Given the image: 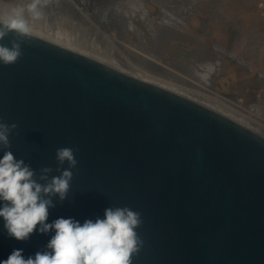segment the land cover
<instances>
[{"label":"water","instance_id":"1","mask_svg":"<svg viewBox=\"0 0 264 264\" xmlns=\"http://www.w3.org/2000/svg\"><path fill=\"white\" fill-rule=\"evenodd\" d=\"M14 64L0 63V121L17 128L10 150L36 171L74 150L65 201L47 223L104 218L107 208L140 213L143 241L132 264H264V133L174 89L31 32ZM5 149L0 148V158ZM43 183V182H41ZM3 202H0L2 206ZM0 217V261L25 259L54 230L25 241Z\"/></svg>","mask_w":264,"mask_h":264},{"label":"rangeland","instance_id":"2","mask_svg":"<svg viewBox=\"0 0 264 264\" xmlns=\"http://www.w3.org/2000/svg\"><path fill=\"white\" fill-rule=\"evenodd\" d=\"M20 1V4L32 2ZM58 1L62 0H55L54 4L61 5L59 8L54 7L53 0H40L42 21L52 11H58L61 20L57 22L62 26L75 22L82 26V33L87 29L98 31L101 43L111 41L115 46L116 58L134 59L136 64H130L134 70L146 69V74L153 73L154 78L164 74L160 75L162 79L166 78L163 67L170 72L175 70L176 74L183 76L178 82L182 81L187 88H192L191 81L208 92L217 93L231 105L250 112L257 120L256 125L258 122L257 127H263L257 129L264 133V0L183 1L190 4V8H202L199 17H195L196 10L180 13L179 0H143V3L142 0H87L88 3L84 4L87 7L82 0H63L64 4ZM196 1H200L199 4ZM217 7L221 10L214 14ZM152 59L154 63L150 62ZM156 61L160 64L158 68L162 67L161 71L154 66ZM139 62L145 66L143 69ZM170 72L166 75L170 76ZM169 76L166 79L169 80ZM184 78L189 82L185 83ZM253 126L256 127L255 123Z\"/></svg>","mask_w":264,"mask_h":264},{"label":"clouds","instance_id":"3","mask_svg":"<svg viewBox=\"0 0 264 264\" xmlns=\"http://www.w3.org/2000/svg\"><path fill=\"white\" fill-rule=\"evenodd\" d=\"M40 0H32L27 11L33 18L42 15ZM25 9L17 8L6 18H0V41L10 32L27 36L31 28L24 16ZM21 43L11 42V47L0 43V63L10 65L21 57ZM17 128L15 123L0 121V148L5 149L0 158V217L10 237L25 241L37 230L54 235L46 250L38 251L27 259L22 250L14 249L0 264H132V257L142 247L136 229L142 223L140 213L128 208H107L104 218L95 221L87 219L83 224L72 218H58L47 223L49 209L54 208L53 197L65 201L73 177L71 169L77 166L74 150L70 147L58 148V165L68 164V168L56 171L61 174L51 176V167H42L37 179L36 171L23 159L17 160L10 150V133ZM43 182V183H41Z\"/></svg>","mask_w":264,"mask_h":264},{"label":"bare ground","instance_id":"4","mask_svg":"<svg viewBox=\"0 0 264 264\" xmlns=\"http://www.w3.org/2000/svg\"><path fill=\"white\" fill-rule=\"evenodd\" d=\"M28 1V0H27ZM63 1V0H62ZM60 1V3L62 2ZM84 1V2H82ZM80 0V2H82V4H86L88 3V1L86 0ZM90 1V0H89ZM153 2V0H151ZM167 1V0H166ZM181 1L180 5L178 4L177 7H179L180 10H178L180 13L181 11H188V10H196L194 11L195 13L197 12L198 14L195 15V17H199V14H200V10L202 8H198V6L196 8H190V4H185V2H187L186 0H179ZM185 1V2H183ZM20 0H0V18H6L11 12L13 9H17V8H24L25 9V12H24V16H25V19L27 20L30 28H31V32L35 33V34H38V35H41L45 38H48V39H51V40H54L60 44H63L69 48H72V49H76L78 51H82V52H85L87 54H90V55H93L95 57H98L104 61H106L107 63H110L116 67H119L125 71H128L132 74H135L137 76H140L141 78H144L146 80H149V81H153V82H156L158 84H161V85H164L166 87H169L171 89H174L178 92H181L185 95H188L194 99H197V100H200L202 102H205L231 116H233L234 118L248 124L249 126H253L254 123H255V128H259L257 127L258 126V122H257V125H256V119L255 117H253L250 112L248 111H245V110H242L240 108H238L237 106H234V105H231L230 102H228L226 99H224L223 97H220L219 95H217V93H212V91L208 92V90H205L203 88V86L201 87V85H197L195 83H191L189 82V80L187 78H184V82L187 83L189 82V84L192 86L187 88V86L185 85H182L181 82L182 81H179L178 82V79L180 78H183V76H179V74L181 75V73H178L176 74L175 70L173 72H170L168 71L166 68H162L160 67V69L158 68L160 64H157L158 61H156V65L154 66H157V70L159 69V71H161V68L164 69L163 71H166L164 72L165 73V77L167 78V76L169 75H166L168 74L167 72H170L171 75L168 77L170 78L169 80L164 78L162 79L161 76L164 74H160L159 76H156L153 75V73L150 75L148 73L146 74L147 71L145 70H141V68H138L140 70H137L135 69L134 70V66L132 67L130 64L132 65H135L136 62L132 60H129L127 61V57L126 58H123L124 60L120 59L119 57L116 58L115 55L117 54L115 51H114V48L115 46L113 45V43L110 41L108 42L107 44H103L101 43L100 39L98 37H101L99 32L98 31H93V30H86L85 32L82 33V26L81 25H76L75 22L70 24V25H61L60 23H58L57 21L61 20L60 19V15H57V12L58 11H55L51 14H49V16H47L45 20H41L40 18L39 19H36V18H33L32 15L30 14L29 16V12L27 11V8L26 6L28 4H30L31 2H27V3H21L20 4ZM69 2V1H68ZM75 2V0H74ZM86 2V3H85ZM91 2V1H90ZM130 2V1H129ZM164 2V1H163ZM200 1H196L195 3H198L199 4ZM55 3V0H53V4ZM59 3V1H58ZM59 3V4H60ZM134 3V2H133ZM142 3H143V0H142ZM159 3V2H158ZM52 4V3H51ZM56 4V3H55ZM54 4V7H57L59 8L61 5L59 6H55ZM62 4V3H61ZM63 4H64V1H63ZM65 4H66V1H65ZM74 4V3H73ZM145 4V3H144ZM182 4V5H181ZM194 4V3H193ZM213 4V3H212ZM70 5V4H69ZM89 5V4H88ZM149 5V4H148ZM156 5V4H155ZM189 5V6H188ZM196 5V4H195ZM152 6V5H151ZM84 7H87L84 5ZM154 7V6H153ZM89 8V6H88ZM169 8V7H168ZM218 8V7H217ZM167 9V8H166ZM214 9V8H213ZM137 10V9H136ZM211 9H209L210 11ZM221 10V9H220ZM219 8L215 11V9L212 11V13L214 12V14L216 13H219ZM161 11V10H160ZM208 10L206 12H209ZM223 11V10H222ZM237 11V10H236ZM244 11H246L244 9ZM136 12V11H135ZM171 12V11H170ZM193 12V11H192ZM211 13V12H210ZM54 14V15H53ZM128 14V13H127ZM120 15V14H119ZM218 15V14H217ZM181 16V14H180ZM249 16V15H248ZM132 17V16H131ZM135 18V17H134ZM209 18V17H208ZM216 18V17H215ZM50 19V20H48ZM122 19V18H121ZM201 19V18H200ZM212 19V18H211ZM246 19V18H245ZM249 19L250 21V18H247ZM199 20V19H198ZM244 21V20H243ZM247 21V20H246ZM128 24L130 21H127ZM244 23V22H243ZM194 24V22H193ZM214 24V23H213ZM130 25V24H129ZM196 25V24H194ZM243 26V24H242ZM214 27V26H213ZM212 27V28H213ZM216 27V26H215ZM129 29V28H128ZM224 30V29H223ZM231 30V29H230ZM84 31V30H83ZM88 33H90V35H88ZM160 33V32H159ZM165 37V36H163ZM137 38V37H136ZM157 42V40H156ZM149 43V42H148ZM150 44V43H149ZM246 45V44H245ZM142 46V45H141ZM150 47V46H149ZM124 49V48H123ZM164 50V49H163ZM132 51H133V48H132ZM134 51H137V50H134ZM139 51V50H138ZM262 51V50H261ZM128 52V50H127ZM135 53V52H134ZM141 53V52H140ZM166 53V52H165ZM130 54H132L130 52ZM137 54V53H135ZM138 57H141L139 56V54H137ZM169 55V54H168ZM133 56V55H132ZM148 56V55H147ZM172 56V55H171ZM170 56V57H171ZM263 56V54H262ZM148 58V57H147ZM150 58V57H149ZM169 58V57H168ZM172 58V57H171ZM170 58V59H171ZM183 58V57H182ZM129 59V58H128ZM137 59V58H136ZM141 59V58H140ZM263 59V57H262ZM157 60V59H156ZM145 61V60H144ZM149 61V60H148ZM194 61V60H193ZM231 61V60H230ZM142 62V61H141ZM150 62H153V59L150 60ZM161 62V61H160ZM172 62V61H171ZM186 62V61H185ZM184 62V63H185ZM140 63V62H139ZM163 63V62H162ZM165 63V62H164ZM168 63V62H167ZM127 67H125L124 65ZM138 64V63H137ZM142 64V63H140ZM147 64V63H145ZM195 64V63H194ZM163 65V64H162ZM230 65H232L230 63ZM171 66V65H170ZM199 66V65H198ZM197 66V67H198ZM143 67H145L143 64H142V69ZM149 69L150 67L147 66ZM146 67V68H147ZM172 67V66H171ZM170 67V68H171ZM235 67V66H234ZM133 68V69H132ZM173 68V67H172ZM192 68V67H191ZM238 68V67H237ZM180 70V68H179ZM145 71V72H144ZM156 73V72H154ZM163 73V72H162ZM158 74V73H157ZM156 74V75H157ZM188 74V73H187ZM183 75V74H182ZM153 76V77H152ZM188 76V75H187ZM223 78V77H222ZM243 79V78H242ZM177 81V82H176ZM230 91V90H229ZM233 91V90H232ZM204 99V100H203ZM208 101V102H207ZM252 118L255 120L254 122L250 121V119L252 120ZM243 119H247V120H243ZM254 127V126H253ZM263 128V127H260V129ZM261 132V131H260Z\"/></svg>","mask_w":264,"mask_h":264}]
</instances>
